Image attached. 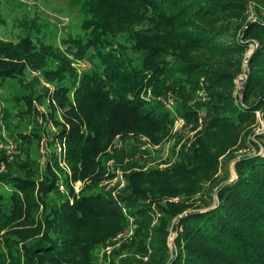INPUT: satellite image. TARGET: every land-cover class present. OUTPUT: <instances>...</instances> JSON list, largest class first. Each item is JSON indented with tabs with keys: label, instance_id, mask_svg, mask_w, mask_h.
I'll use <instances>...</instances> for the list:
<instances>
[{
	"label": "trees",
	"instance_id": "16d2710c",
	"mask_svg": "<svg viewBox=\"0 0 264 264\" xmlns=\"http://www.w3.org/2000/svg\"><path fill=\"white\" fill-rule=\"evenodd\" d=\"M244 3L245 0H81V30L62 38V43L77 49L79 59L90 61L74 88L66 59L51 43L37 36L15 42L0 39V84L7 78L21 83L28 67L40 68L41 79L50 85L41 86V94L47 102L53 101L49 102V110L56 105L66 120V127L59 122L60 127L50 133V139H57L62 146L60 160L69 171L68 177L63 174L65 194H60L58 188L59 177L54 169L61 172V168L52 149L41 173L16 158L13 164L17 173L8 171V163L0 171V186L4 189L0 190V230H5L0 237V264H90L91 250L99 240L126 225L121 206L132 217L133 239L127 246L136 241L144 249L153 215H157L160 225L176 218L174 227L179 229L171 258L160 238L150 244V254L142 264H264V153L237 159L235 178L217 187L214 205L204 211L196 210L199 206L187 211L184 196L192 191L185 192L175 179H168L164 169L129 171L115 197L93 182L101 169L95 157L110 154L106 149L116 134L129 131L149 135L153 140L163 134L171 115L157 98L164 97L170 88H183L185 83L193 92L198 76L204 77L207 90L230 82V75L208 70L190 50L235 57L246 48L242 40L250 41L253 47L246 57L242 100L233 102L214 91L205 103L203 111L211 115L204 121L206 127L235 125L251 121L254 110H261L264 118V93L260 95L262 99L248 102L255 89L264 92V21H246L240 40L225 38L226 24L233 16H241ZM150 83L153 86L146 96ZM33 99L39 101L41 96L25 97L26 115L29 111L35 113ZM185 99L181 98V115L195 119L199 106ZM34 121L37 126L30 131L10 136L19 145L38 140L44 131L36 118ZM254 148L258 149L256 143ZM114 156L122 159L121 154ZM185 158V167L180 169L193 181L195 189L208 176L209 169L213 170L216 155L195 150L182 154V160ZM67 178L87 182L74 195ZM178 195L181 197L176 200L167 199ZM179 213L182 214L177 217ZM126 262L127 257L120 264H129Z\"/></svg>",
	"mask_w": 264,
	"mask_h": 264
},
{
	"label": "rangeland",
	"instance_id": "374dc122",
	"mask_svg": "<svg viewBox=\"0 0 264 264\" xmlns=\"http://www.w3.org/2000/svg\"><path fill=\"white\" fill-rule=\"evenodd\" d=\"M80 2L81 0H0V39L15 42L18 38L25 36H29L31 39L37 36L51 43L66 59V68L74 78L72 83V88H74L83 69L88 68L90 61L79 59L77 49L67 43H62V38L80 32L83 19V13H80ZM256 19L264 21V0H245L241 16H233L226 24L225 38L228 39L232 36L240 40L241 30L245 27L244 23ZM215 25L221 27L219 23ZM242 41L246 43V48L235 57H220L204 51L190 50L189 53L197 55V60L206 64L208 70L230 75V82L222 87L207 90L204 87V77L198 76L193 92L186 87L185 83L183 88H170L164 97L157 98L168 108L171 115V121L166 125L167 128L163 134L156 135L154 140L149 135L134 134L129 131L116 134L111 146L106 149L110 154H100L95 157L100 161L101 169H99L97 179L93 182L97 183L99 188L110 191L111 195L115 197L124 185L123 176L129 171L164 169L168 179H175L185 192L192 191L188 196H184L188 203L187 211H192V207L198 206L199 208L196 209L198 211L212 207L216 200L214 192L217 187L223 182H230L235 178L234 162L249 154V149H247L249 142L251 140H253L251 144H254V141L258 144L262 142L259 130L264 127V118L261 110H254L251 121L224 125L220 128L206 127L204 121L205 116L211 115L210 112L205 113L203 110L204 107L206 108L205 103L214 91L233 102L238 100L237 91L242 81L245 85L247 76L246 57L253 47L250 41ZM40 71V68L33 70L27 67L21 76V83L15 79L7 78L0 84V157L4 156L0 160V171H4L8 163V171L17 173L18 169L13 164L16 158L21 160L20 163L25 166L27 163L36 173H41L44 159L52 149L57 153L56 161L61 168V172L54 169L59 177L58 188L61 190L60 194H65L67 187L64 185L63 174L68 177L69 171L60 160L62 146L57 139L53 138L51 141L50 133L56 132L60 127H58L59 122L62 127H66L64 125L66 120L62 118L61 111L57 109L56 105H54L53 111L49 110V102L53 103V101L47 102L46 96H42L41 86L49 87L50 85L41 79ZM152 86L153 83L146 86V96L150 95L149 87ZM71 93H69V99L72 101ZM261 93L264 92L255 89L248 98V102L262 99L260 98ZM28 94H31L32 98L39 94L41 99L39 101L32 100L35 113L29 111V114L26 115L23 111L26 110L25 97ZM181 98H187L185 100H188L189 104L195 103L199 106L195 119H187L181 115L183 110ZM93 109L97 111L96 106ZM185 110L187 111V108ZM34 118L37 119L39 126L43 127L40 128L44 131L43 134L38 140L19 145V141L14 140L12 136L15 133L23 134L37 126ZM10 146L11 150H9ZM195 150L203 151L207 155L214 153L216 160L213 170L209 169L208 176L197 183L196 188L193 189V181H190L186 177L185 171L181 169L185 167L187 160V158L182 160V154L187 155ZM217 150L221 152H215ZM263 152L260 150L258 153L262 154ZM115 153L121 154L122 159H116ZM133 160H136L138 165L128 166L127 163ZM36 176L35 174L34 177ZM67 180L68 188L72 189L74 195L87 182V180L70 181L68 178ZM0 190L4 191L1 186ZM180 197L181 195H178L167 199L176 200ZM121 211L126 217V225L111 236L99 240L93 247V251L91 250L90 264H120L121 259L125 257L128 261L126 263L142 264L150 254V244L157 242L160 238L167 246L168 258H171L173 239L179 229L174 227L175 217L171 218L168 223L160 225L157 215H153L148 222V236L145 239V247L142 249L136 241H133L131 246L126 245L133 239L131 238L133 234L132 217L127 214L123 206H121ZM181 214L179 213L177 217ZM13 216L17 215L13 214ZM100 224L101 222H99V226ZM160 226H163L162 231H160ZM151 228L158 229L153 231ZM4 231V229L0 230V237ZM141 240L143 241V239ZM16 247L19 250L21 248L18 243Z\"/></svg>",
	"mask_w": 264,
	"mask_h": 264
},
{
	"label": "built area",
	"instance_id": "2783aa9c",
	"mask_svg": "<svg viewBox=\"0 0 264 264\" xmlns=\"http://www.w3.org/2000/svg\"><path fill=\"white\" fill-rule=\"evenodd\" d=\"M259 133L262 135L261 136V138H262V144L264 145V127L259 130ZM251 141H253V140H251ZM251 141L249 142V145H248V148H247V149H249V151H248L249 154L248 155L254 154L256 152L258 153L260 150H263L264 151V148L262 147V144H258L256 141H254L253 143H256L258 145V149L256 150L254 148V144H251L252 143ZM9 150H11V146H10V149ZM129 220L131 221V218Z\"/></svg>",
	"mask_w": 264,
	"mask_h": 264
},
{
	"label": "water",
	"instance_id": "95a60500",
	"mask_svg": "<svg viewBox=\"0 0 264 264\" xmlns=\"http://www.w3.org/2000/svg\"><path fill=\"white\" fill-rule=\"evenodd\" d=\"M243 87H244V81H242V82L240 83V88H239L238 91H237V97H238V100H239V101H240V99L242 98Z\"/></svg>",
	"mask_w": 264,
	"mask_h": 264
}]
</instances>
